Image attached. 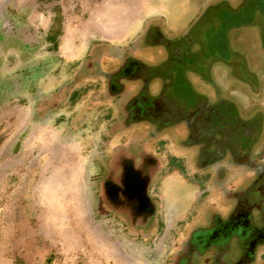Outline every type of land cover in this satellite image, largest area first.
Returning a JSON list of instances; mask_svg holds the SVG:
<instances>
[{
    "label": "rangeland",
    "instance_id": "obj_1",
    "mask_svg": "<svg viewBox=\"0 0 264 264\" xmlns=\"http://www.w3.org/2000/svg\"><path fill=\"white\" fill-rule=\"evenodd\" d=\"M8 7L24 11L39 32L52 26L60 34L63 60L81 56L89 40H136L141 22L153 18L162 45L138 43L131 55L146 74L132 90L146 101L172 98L177 106H158L163 119L148 120L149 130L142 125L137 146L165 157L170 151L185 156V161L165 160V168L181 174L159 176L164 177L157 185L164 227L187 208L196 209L199 198L191 204L198 188L187 179L199 169L198 157L211 151L191 140L193 134L184 129L187 119L178 114L192 122L193 115L218 108L232 83L256 93L254 84L264 75V0H0V13ZM234 102L225 104L239 114ZM100 124L94 126L98 132ZM260 133L255 143L263 140ZM97 141L95 135L67 138L55 126L32 120L29 108L16 101L0 106V264H157L168 235L138 246L117 222L92 215L91 159ZM224 203L214 199L199 209L200 224L214 209H225Z\"/></svg>",
    "mask_w": 264,
    "mask_h": 264
},
{
    "label": "flooded vegetation",
    "instance_id": "obj_2",
    "mask_svg": "<svg viewBox=\"0 0 264 264\" xmlns=\"http://www.w3.org/2000/svg\"><path fill=\"white\" fill-rule=\"evenodd\" d=\"M153 22V18L141 22L142 35H136V40L123 44L89 40L81 56L63 60L52 26L39 32L28 24L24 11L2 9L0 106L21 103L29 108L32 120L55 126L67 138L95 135L92 215L117 222L138 246L152 245L162 233L168 235L170 242L157 264H264V135L261 142L254 140L264 131V98L260 96L264 75L254 84L256 93L232 83L224 88L225 101L218 108L204 116L193 115L192 122L189 115L178 114L187 119L184 129L193 134L191 140L211 154L198 157L199 169L187 179V184L198 188L191 204L199 198L197 208H187L165 228L157 185L169 172H183L165 168L166 158L185 161V156L166 148L170 153L165 157L137 144L142 125L149 130L148 120L163 117L157 114L158 106L177 103L166 96L146 101L132 90L133 82L146 74L131 55L138 43L142 47L145 42L149 48L162 45ZM226 77L223 74L222 81ZM235 99L239 114L226 105ZM97 121H101L100 132L94 128ZM214 199L227 206L214 209L207 222L200 224L199 209L209 207Z\"/></svg>",
    "mask_w": 264,
    "mask_h": 264
},
{
    "label": "crops",
    "instance_id": "obj_3",
    "mask_svg": "<svg viewBox=\"0 0 264 264\" xmlns=\"http://www.w3.org/2000/svg\"><path fill=\"white\" fill-rule=\"evenodd\" d=\"M27 22H28V24L33 25V24L31 23L29 17H27ZM50 27H51V26H50ZM59 39H60V34H57L56 42H57V52H58V54H60V49H59Z\"/></svg>",
    "mask_w": 264,
    "mask_h": 264
}]
</instances>
